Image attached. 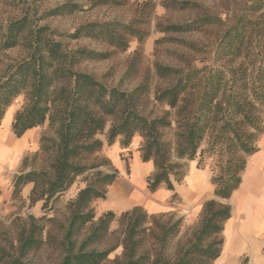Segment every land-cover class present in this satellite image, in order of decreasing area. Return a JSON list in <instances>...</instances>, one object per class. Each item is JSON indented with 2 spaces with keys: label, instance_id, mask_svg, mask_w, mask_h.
Here are the masks:
<instances>
[{
  "label": "trees",
  "instance_id": "16d2710c",
  "mask_svg": "<svg viewBox=\"0 0 264 264\" xmlns=\"http://www.w3.org/2000/svg\"><path fill=\"white\" fill-rule=\"evenodd\" d=\"M23 1L0 0V6ZM130 1L89 0V8H119ZM156 5L145 0L136 4L129 22L90 21L69 34L39 22L81 11L72 1L40 14L27 6L0 25V55L13 49L22 52L16 61H0V126L7 110L22 97V107L11 122L13 135L20 138L45 124L48 130L39 138L30 169L13 176L10 198L20 199L22 189L31 184L29 205L40 203L43 216L15 217L7 227L0 224V264H33L29 258L50 244L59 251L58 264H105L118 247L121 253L113 264H214L220 257L224 225L231 217L228 201L239 189L248 158L258 152L264 134V0H239L224 18L202 12L184 24L159 20L155 29L163 34L197 32L212 24L219 31L210 66L174 68L155 63L154 76L162 82L155 88L147 75L134 88L121 90L78 68L110 54L73 48L70 42L94 41L118 52H125L130 40L141 46L149 36L145 26ZM159 5L175 12L198 7L180 0H161ZM166 40L196 50L193 44L171 37L157 43ZM138 52L134 51L125 74L135 73L133 59ZM159 107L165 110L157 114ZM98 135H105L108 146L119 139L126 166L124 153L135 137L141 138L140 159L151 161L154 168L146 180L150 193L174 190L171 177L182 180V160L196 161L200 170L213 161L210 184L216 199L203 203L197 225L176 242L172 256L167 251L181 233L182 218L160 222L134 207L118 218L106 211L95 220L93 204L106 199L108 186L117 178L109 160H93L103 146ZM22 165H28V157ZM102 166L111 172L99 170ZM82 176L85 185L67 203L63 221L48 218L49 205ZM176 198L173 194L170 202ZM115 220L120 240L97 250L117 233L110 231ZM239 264H248V259Z\"/></svg>",
  "mask_w": 264,
  "mask_h": 264
},
{
  "label": "rangeland",
  "instance_id": "374dc122",
  "mask_svg": "<svg viewBox=\"0 0 264 264\" xmlns=\"http://www.w3.org/2000/svg\"><path fill=\"white\" fill-rule=\"evenodd\" d=\"M66 1H72L78 4L79 6H81V11L67 17L44 19L41 20L39 24L47 25L50 29L55 30L58 33L69 34L72 33L73 30L80 24L90 21L115 20L126 23L133 18L136 4L141 3L145 0H131L127 5L119 8L101 7L94 9L89 8V0H25L17 5L9 2L4 3L0 6V25H4L8 20L19 16L22 9L27 6H30L32 10L34 9L38 12V14H40L44 10L52 9ZM152 1H154L157 5L150 16L149 22L145 26V28L149 32V36L141 46H139L135 40H130L128 49L125 52H118L112 48H108L105 45L94 41L80 40L77 42H70L69 46L73 48L85 47L98 52H108L110 54L107 59L102 61H85L78 68L83 72L93 75L107 86L118 87L121 90H130L134 88L146 75L151 79L152 88H155V86L162 84V82L154 76L155 63L174 68H186L187 66H195L197 68H201L202 66H210L213 60V42L217 36V32L219 31L218 28H213V24L208 25L207 27H204L197 32L182 34H163L156 31L155 25L157 22H159V20L163 23H188L201 15L202 12H206L212 17L213 13L220 14V16L224 18V14L227 11L230 12L231 10H233L239 0H180L188 1L198 6L193 10L180 12L165 11L159 5V2L161 0ZM167 37L177 39L187 44H193L196 50H191L183 43H178V41L166 40L157 43L158 40ZM63 40L65 41V39ZM137 49L139 51L138 55L133 59L135 60L136 66L135 73H130L127 75L125 73L127 71L128 64L133 57L134 51ZM21 56V50L13 49L1 54L0 61L10 63L20 59ZM22 104L23 98L19 97L14 101L12 107L16 108V111H18L19 109H21ZM162 110H165V107L157 108V114H159ZM43 127L44 129H42ZM43 127H39L42 129L40 136L43 134H48L46 124ZM97 138L106 139L105 135H98ZM263 141L264 134L260 137L257 143L258 148H263ZM33 154L35 153H28L26 155V157H28L29 165L30 158ZM101 159L106 158L101 153H98L93 160L100 161ZM259 159L261 160L262 157L260 156ZM190 162L191 161L187 160L181 161V163L184 165V176L182 180L177 183L180 184L185 178ZM193 162H195L196 164V161ZM111 166L113 167L112 164ZM212 169L213 161L210 160L204 168V170L209 173L210 178L212 176ZM99 170L106 173L111 172V168L109 166H102L99 168ZM210 178L209 185L214 191V187L210 184ZM171 180L174 181V178L171 177ZM84 185V176L79 177L65 194L61 195L54 204L49 205L51 207V210L47 212L48 218L55 217L56 219L63 221L64 217L66 216L67 203L75 198L77 192L82 189ZM25 196L26 197L23 198L21 195L20 199L14 200L13 202L10 200L9 207H7V209H5L0 214V224H2L4 227H7L15 217H26L27 215H32L38 218L43 216V211L40 210L39 204L30 206L28 197L27 195ZM213 199H216L214 194ZM173 203L179 204L180 201L178 198H176L174 199ZM93 209L96 220L100 216V214L96 211L94 205ZM142 211L147 213L143 209ZM200 211L197 215H192L190 218H188L187 212H183L182 215L175 211L154 215L157 218H160V222H166L169 219H171V222H174L179 218H182L183 220L179 237L172 243L171 247L167 251V254L169 256H172V254L175 252L176 242L181 239V237L185 233L189 232L197 225ZM119 215L120 214H116V217L118 218ZM118 228V221L115 220L110 226V231L117 233L110 236L102 245L96 246V249L102 250L106 247L115 245L121 238ZM51 230L54 234H57L56 231H53V229ZM120 253L121 248L118 247L108 256V261L105 264H113L112 261L116 257H119ZM29 259L33 264H58L60 261V254L56 247L50 244L44 247L41 251L33 254Z\"/></svg>",
  "mask_w": 264,
  "mask_h": 264
},
{
  "label": "crops",
  "instance_id": "0c3cea01",
  "mask_svg": "<svg viewBox=\"0 0 264 264\" xmlns=\"http://www.w3.org/2000/svg\"><path fill=\"white\" fill-rule=\"evenodd\" d=\"M15 112L16 108H9L0 126V214L9 207L13 176L30 169L29 164L26 167L22 165V160L28 153L39 150V138L44 129L32 128L16 138L11 132ZM100 140L103 144L100 153L117 172L116 180L107 188L106 199L93 204L100 215L106 211L121 214L140 207L149 215L175 211L181 215L187 212L190 218L199 213L204 202L213 199L210 175L204 169H197L195 162L189 163L187 174L180 184L171 180L173 191L160 188L150 193L146 180L154 168L151 161L142 162L140 159L138 149L141 138L135 137L124 153L128 166L120 157L119 139L111 146L107 145L105 139ZM258 149L257 153L248 158L242 183L228 201L231 217L224 225L222 252L214 264H239L242 258H247L249 264H264V141L263 148ZM260 156L263 160L259 159ZM31 188L32 185L28 184L22 189L23 198L29 196ZM173 194L178 196L179 204L170 202ZM37 204L40 207V203Z\"/></svg>",
  "mask_w": 264,
  "mask_h": 264
},
{
  "label": "bare ground",
  "instance_id": "6f19581e",
  "mask_svg": "<svg viewBox=\"0 0 264 264\" xmlns=\"http://www.w3.org/2000/svg\"><path fill=\"white\" fill-rule=\"evenodd\" d=\"M252 168H254V167H252ZM252 168H251V169H252ZM253 170H254V169H253ZM250 171H251V170H250ZM257 171H258V170H257ZM254 175H255V174H254ZM258 175H259V174H258ZM259 176L261 177V175H259ZM246 177H247V176H246ZM257 177H258V176H257ZM250 178H251V177H250ZM263 178H264V177H263ZM254 180H255V179H254ZM244 181H246V179H245ZM191 182H192V181H191ZM248 182H249V181H248ZM257 183H258V181H257ZM257 183H256V184H257ZM261 183H262V181H261ZM245 185H248V184H245ZM245 187H246V186H245ZM246 188H247V187H246ZM243 189H244V188H243ZM243 191H244V190H243ZM250 194H251V193H250ZM255 213H256V212H255Z\"/></svg>",
  "mask_w": 264,
  "mask_h": 264
}]
</instances>
